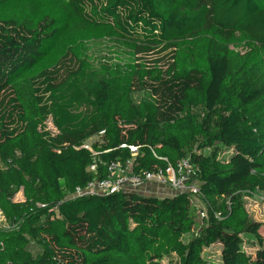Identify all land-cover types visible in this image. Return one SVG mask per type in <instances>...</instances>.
<instances>
[{"label": "trees", "instance_id": "1", "mask_svg": "<svg viewBox=\"0 0 264 264\" xmlns=\"http://www.w3.org/2000/svg\"><path fill=\"white\" fill-rule=\"evenodd\" d=\"M103 40L129 60L96 66L90 45ZM93 128L97 155L81 142ZM128 145L136 170L165 165L153 152L191 156L202 225L189 194L68 197ZM0 159V264H214L203 251L216 243L220 264H264V224L244 200L264 190V0H0Z\"/></svg>", "mask_w": 264, "mask_h": 264}, {"label": "built area", "instance_id": "2", "mask_svg": "<svg viewBox=\"0 0 264 264\" xmlns=\"http://www.w3.org/2000/svg\"><path fill=\"white\" fill-rule=\"evenodd\" d=\"M104 131L99 132V136ZM123 146H127L126 144ZM92 154L97 155L92 146H84ZM131 157L126 160H114L106 164L107 175L102 178H94L84 186H79L68 197L85 196H105L119 192L140 193V189L149 184H156L170 188L173 196L178 194H189L191 204L194 208H200L198 216L202 219L199 225L207 215L206 201L201 192V181L198 178L199 167L193 162L191 156L182 157L176 161H171L167 156H160L154 153V156L165 162V165H155L153 168H136L139 166L137 157L139 147L128 145ZM96 160L89 166V170L97 173ZM3 212L0 209V215ZM5 217V216H4ZM199 223V221H197Z\"/></svg>", "mask_w": 264, "mask_h": 264}, {"label": "rangeland", "instance_id": "3", "mask_svg": "<svg viewBox=\"0 0 264 264\" xmlns=\"http://www.w3.org/2000/svg\"><path fill=\"white\" fill-rule=\"evenodd\" d=\"M91 48V54L94 58V63L96 66H100V62H103L104 60L116 62V64H119L120 61L123 60H129L130 56L128 52L125 51V48L121 47V45L117 44L114 40H103L99 42H93L90 45ZM243 50V49H242ZM124 58V59H123ZM157 58L156 54H151L149 56H146V59L149 60V62H153L154 59ZM147 95L145 93L137 92L134 97L139 102L142 99H144ZM44 131L48 132V135L50 136H58L59 131L55 127L53 123L52 116H48L46 121L44 122L42 126ZM90 136L88 138L83 137L81 142L84 146H92V143L99 140V133L96 131V129H92L89 132ZM81 139V138H80ZM74 142L73 139L68 138L65 144L70 145ZM225 147H223V150ZM208 152V151H207ZM4 168L3 163L0 159V169ZM147 186V185H146ZM144 188V187H142ZM141 190V189H140ZM149 196V195H147ZM245 206L249 213L250 219L252 221L261 222L264 224V190H257L254 193L245 195ZM14 201L17 202H24L25 197L23 194V191H19L14 198ZM202 208V207H200ZM200 208H194L196 210V218L197 221L202 222V219L200 216H198V212ZM206 210V208H204ZM10 226V222L4 217V215H0V227H6L8 228ZM197 230L195 233H198ZM262 236L264 237V230L262 229ZM194 235H186L184 238L185 240H189V238ZM242 239V248L245 251V253L249 256H255L256 251L261 247V244L259 240L253 236L252 233L246 232L241 235ZM264 245V242H263ZM29 250L33 254H38L41 252L42 248L35 242L32 241L29 245ZM221 252H222V245L221 243L213 244L209 247H206L203 251L204 258L211 263L214 264H220L221 262ZM163 264H181L180 257L177 254H172L168 257H166L163 260Z\"/></svg>", "mask_w": 264, "mask_h": 264}, {"label": "crops", "instance_id": "4", "mask_svg": "<svg viewBox=\"0 0 264 264\" xmlns=\"http://www.w3.org/2000/svg\"><path fill=\"white\" fill-rule=\"evenodd\" d=\"M140 194L142 195H149V196H156V197H172L173 192L170 188L156 185V184H149L144 188H141Z\"/></svg>", "mask_w": 264, "mask_h": 264}]
</instances>
